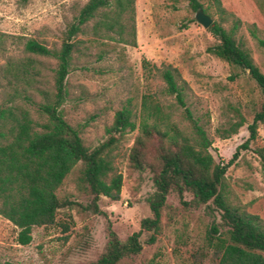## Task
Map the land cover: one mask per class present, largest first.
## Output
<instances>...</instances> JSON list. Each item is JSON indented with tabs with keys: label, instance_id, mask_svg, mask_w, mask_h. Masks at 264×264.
I'll return each instance as SVG.
<instances>
[{
	"label": "rangeland",
	"instance_id": "rangeland-1",
	"mask_svg": "<svg viewBox=\"0 0 264 264\" xmlns=\"http://www.w3.org/2000/svg\"><path fill=\"white\" fill-rule=\"evenodd\" d=\"M87 0H0V67L7 61L25 59L27 39L49 49L58 48L66 27ZM209 18L225 31H233L235 41L247 51L253 65L264 76V0H201ZM185 0H134L135 46L109 40L91 41L77 35V49L65 78L68 93L60 107L65 122L76 129L83 145L93 148L106 139L104 129L124 102L132 99L135 114L143 93L161 102L172 99L162 95L163 84L156 74H147L141 62L160 68H175L187 84L186 104L199 118L207 138L209 153L215 162L226 163L235 148L247 139L246 126L258 110L260 93L246 71L231 67L206 52L215 39L194 20ZM211 25V24H210ZM100 51L103 56L98 59ZM42 62L46 89L51 88L55 61ZM32 102L42 98L27 93ZM25 108L35 121L40 118L35 106L27 105L20 95L0 77V105ZM241 121L234 134L220 136L231 124ZM136 130L126 133L113 149V165L121 176L118 200L100 197L93 213L87 208L89 197L76 188V171L63 179L55 194L75 205L57 211L54 222L32 227L27 245H17V230L0 216V264H89L102 252L109 224L123 241L139 230V222L149 216L146 199L153 192L147 171L138 172L128 165V152ZM264 147V124L257 126L248 149L240 150L224 174L230 194L264 224V181L260 177L254 150ZM187 202L189 196L184 195ZM209 218L202 207L181 205L175 193H169L160 212V233L151 244L150 233H142L138 255L123 258L117 264H211L194 256L203 246ZM145 240V241H144ZM195 260V262L193 261Z\"/></svg>",
	"mask_w": 264,
	"mask_h": 264
},
{
	"label": "trees",
	"instance_id": "trees-1",
	"mask_svg": "<svg viewBox=\"0 0 264 264\" xmlns=\"http://www.w3.org/2000/svg\"><path fill=\"white\" fill-rule=\"evenodd\" d=\"M185 1L191 11L200 10L209 18L201 0ZM212 1L219 7V0ZM208 32L216 42L206 52L246 71L261 97L258 110L246 126L247 139L224 164L215 162L210 155L211 141L199 118L186 104L187 84L169 65L155 68L141 62L147 74L158 76L163 84L162 95L172 101L161 102L155 95L143 93L135 114L132 99L128 98L104 129L106 139L95 147H85L78 131L63 119L60 107L68 96L65 78L79 43L74 38L88 35L91 41L109 40L134 47V0H87L66 27L58 48L49 49L27 39L23 51L29 56L7 60L0 67V77L11 85L13 94L20 95L27 105L35 106L40 118L33 120L22 106L0 105V216L17 230V245L30 242L32 227L51 225L58 210L75 205L55 194L74 169L76 188L89 197L87 208L93 213H100L97 209L100 197L118 200L121 176L116 173L112 152L126 133L136 130L127 159L132 170L147 171L150 175L153 192L146 199L149 216L139 222L137 232L123 241L107 224L103 250L89 264H117L123 258L138 255L142 233H150L144 241L153 243L154 236L160 233V212L169 193H175L181 205L202 207L210 220L204 232V244L192 258L198 255L211 264H264V224L230 194L224 181L226 169L240 150L248 149L257 126L264 124V76L235 41L233 31H225L220 24L212 22ZM258 43L264 47V42ZM96 56L100 59L103 54L98 51ZM36 58L55 61L50 89L43 86L46 83L43 67H39L42 62ZM29 91L39 94L42 101L32 102ZM241 123L231 124L220 137L225 139L234 134ZM254 152L264 181V147ZM184 195L189 196L187 202Z\"/></svg>",
	"mask_w": 264,
	"mask_h": 264
},
{
	"label": "water",
	"instance_id": "water-1",
	"mask_svg": "<svg viewBox=\"0 0 264 264\" xmlns=\"http://www.w3.org/2000/svg\"><path fill=\"white\" fill-rule=\"evenodd\" d=\"M194 20L198 23L203 29L208 28L211 24L210 18L204 15L200 10H197L194 14Z\"/></svg>",
	"mask_w": 264,
	"mask_h": 264
}]
</instances>
